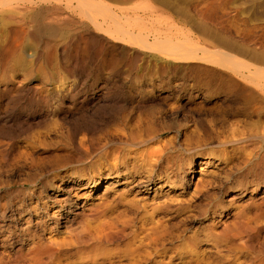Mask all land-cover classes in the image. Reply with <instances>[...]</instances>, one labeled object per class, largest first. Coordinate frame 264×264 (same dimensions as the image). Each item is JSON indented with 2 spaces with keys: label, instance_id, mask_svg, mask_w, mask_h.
<instances>
[{
  "label": "rangeland",
  "instance_id": "374dc122",
  "mask_svg": "<svg viewBox=\"0 0 264 264\" xmlns=\"http://www.w3.org/2000/svg\"><path fill=\"white\" fill-rule=\"evenodd\" d=\"M65 3L70 8L62 9ZM45 5L59 7L58 22L43 30V40L55 45L52 66L42 60L26 65L20 56L0 59V216L21 203L39 205L37 198L27 204L22 197L35 188L32 179L50 170L63 196L78 178L68 173H81L85 183L119 166L134 183L149 174L154 179L140 193L133 183L110 185L108 195L129 189L128 197L147 202L148 213L140 206L129 212L133 229L151 212L168 232L164 249L148 247L151 257L140 264H264V203L257 204L261 193H252L256 178L248 170L264 134V79L254 78L264 75V0ZM91 8L102 31L81 13ZM163 37L186 47L157 45ZM131 137L144 142L121 144ZM67 155L74 164L56 169ZM31 157L41 161L33 164ZM53 189L48 194L57 196ZM131 241L123 238L119 248Z\"/></svg>",
  "mask_w": 264,
  "mask_h": 264
},
{
  "label": "bare ground",
  "instance_id": "6f19581e",
  "mask_svg": "<svg viewBox=\"0 0 264 264\" xmlns=\"http://www.w3.org/2000/svg\"><path fill=\"white\" fill-rule=\"evenodd\" d=\"M45 4H52V0H0V32L3 33L2 37H5V41L0 43L2 61L20 56L26 65L37 64L42 60L44 64L52 66L56 49L50 38L43 40L45 35L43 30L52 29L54 26H51V23L58 22L59 7ZM64 8H70V4L65 3L62 9ZM95 12L97 13V10L94 8L89 11L81 10L82 15L91 20L98 31H102V24L96 20ZM51 13H55L56 16H52ZM121 35L125 34L122 32ZM137 37L146 44L142 33H139ZM155 43L175 50H182L186 47L184 41H172L169 37L156 38ZM28 50L33 51L32 60L26 58L25 53ZM254 78L263 80L264 75H255ZM143 142V140L131 137L121 144L136 146ZM80 157L82 159L79 158L75 162L82 161L83 156ZM58 160H56L58 161L56 169L74 164L68 155L59 157ZM30 161L38 164L41 159L31 157ZM251 163L248 170L251 174L254 172V178H256L252 181L251 191L255 195L261 193L258 196L260 202L257 203L261 204L264 203V134L259 155ZM182 171L186 174V171ZM203 171L204 168L201 167L198 173H203ZM119 172H121L119 166L110 167L105 176L99 174L98 179L96 176H89L85 183L82 182L81 173H68L67 176L79 179L76 178L74 187L71 186V190L63 196H58L62 188L58 185L54 186L50 178V173H54L53 170L37 179H32L31 185L35 188L23 194L22 202L26 201L30 204L29 200L37 198L40 204L21 203L17 211L12 206L5 214L1 213L0 218H4V223H0V264H126L121 263V258L124 257L129 260L128 264H140L142 260L151 257L148 247H156L155 253L163 250L168 234L166 225L159 219H154L151 212L148 220H142L138 230L133 229V219L129 212L140 206L143 209L142 214L148 213L144 209L147 202L139 203L138 198L133 196L134 193L128 197L129 189L108 195L110 185L119 181L121 184L133 183L130 187L136 188L139 193L147 192L154 179L149 174L147 179L140 178L134 183L130 174ZM126 172L129 173L128 170ZM101 177H106L105 182L109 186L107 184L103 186ZM161 177L158 175L157 179ZM180 177L185 179L184 175ZM168 179L167 177V181ZM52 187L56 188L53 191L57 193L55 194L57 196L48 194V189ZM101 187L105 190L94 196L93 193H97ZM195 187L197 188L198 185L196 184ZM73 188L75 190L87 189L89 194L84 196L76 192L73 194ZM239 191L243 194L245 188ZM79 198L83 199L80 204L78 203ZM226 201L228 204L232 203L233 196L228 197ZM53 207L54 211L50 213L49 209ZM156 208L157 206H152V210L155 211ZM243 210L242 208L240 211ZM23 215L25 217H22ZM18 219L21 220L20 225L16 223ZM2 227H4L5 234L1 232ZM126 228H130L132 232L126 233ZM127 236L132 239L130 246L127 249H120L119 243ZM108 245H113V248H106Z\"/></svg>",
  "mask_w": 264,
  "mask_h": 264
}]
</instances>
